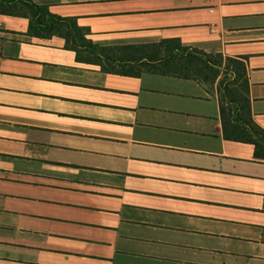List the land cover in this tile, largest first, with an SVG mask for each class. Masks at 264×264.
<instances>
[{
  "label": "crops",
  "instance_id": "crops-1",
  "mask_svg": "<svg viewBox=\"0 0 264 264\" xmlns=\"http://www.w3.org/2000/svg\"><path fill=\"white\" fill-rule=\"evenodd\" d=\"M32 1L100 47L178 40L242 62L264 130V0ZM28 27L0 15V182L23 190L0 192V264H264V160L223 139L216 84L105 72ZM204 103L219 150L186 135L168 148L169 179L101 167L123 145L159 147L134 138L147 115Z\"/></svg>",
  "mask_w": 264,
  "mask_h": 264
},
{
  "label": "trees",
  "instance_id": "trees-1",
  "mask_svg": "<svg viewBox=\"0 0 264 264\" xmlns=\"http://www.w3.org/2000/svg\"><path fill=\"white\" fill-rule=\"evenodd\" d=\"M0 15L28 19L30 36L44 40L62 38L78 61L99 65L105 72H111L109 68L119 64L120 70L112 72L138 77L143 73L177 77L196 81L210 90L216 84L223 139L253 145L254 157L264 160V130L251 116L242 62L184 47L178 40L100 47L86 39L89 30L78 27L74 19L55 16L32 0H0Z\"/></svg>",
  "mask_w": 264,
  "mask_h": 264
},
{
  "label": "rangeland",
  "instance_id": "rangeland-1",
  "mask_svg": "<svg viewBox=\"0 0 264 264\" xmlns=\"http://www.w3.org/2000/svg\"><path fill=\"white\" fill-rule=\"evenodd\" d=\"M214 105H193L191 107H183L178 110H162L153 114L147 115L141 122V125L136 129L134 138L138 140L147 141L158 145V148H150L145 146H135L133 148L123 145L119 147L116 152L108 154L101 161V167H105L110 171H117L121 173H134L139 175L145 180H150L147 177L156 176L162 179L171 178V172L165 166L173 162L175 156L168 151L170 147H181V139L186 135H194L202 140L203 146H208L212 149H220V141L216 140L213 136L215 129L213 128L212 120L202 118L197 115L198 112H203L202 115L211 116L213 113ZM174 111V112H171ZM171 130L181 132L179 134H172ZM133 158V159H131ZM146 161V163L138 160ZM208 157L199 156L193 157L189 160L194 167L205 165ZM15 164L23 165L25 167H35L34 165H27L19 162ZM214 167V166H212ZM3 177L1 180L7 181L10 179L8 169L2 168ZM196 175V171H191L186 174L187 178ZM139 185L143 188H154V184H149L146 181H141ZM16 190L15 187L7 186L0 182V192L6 191L10 194H20L23 190ZM6 194H0V207L3 206V199Z\"/></svg>",
  "mask_w": 264,
  "mask_h": 264
}]
</instances>
